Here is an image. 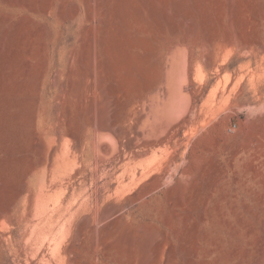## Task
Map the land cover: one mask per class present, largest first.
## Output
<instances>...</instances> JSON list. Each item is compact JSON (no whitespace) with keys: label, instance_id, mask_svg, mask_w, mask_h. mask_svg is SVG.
<instances>
[{"label":"rangeland","instance_id":"obj_1","mask_svg":"<svg viewBox=\"0 0 264 264\" xmlns=\"http://www.w3.org/2000/svg\"><path fill=\"white\" fill-rule=\"evenodd\" d=\"M0 264H264V0H0Z\"/></svg>","mask_w":264,"mask_h":264},{"label":"bare ground","instance_id":"obj_2","mask_svg":"<svg viewBox=\"0 0 264 264\" xmlns=\"http://www.w3.org/2000/svg\"><path fill=\"white\" fill-rule=\"evenodd\" d=\"M95 36H96V34H95ZM92 40V39H91ZM88 41H90V40H88ZM29 50V49H28ZM165 73V72H164ZM84 100V99H83Z\"/></svg>","mask_w":264,"mask_h":264},{"label":"built area","instance_id":"obj_3","mask_svg":"<svg viewBox=\"0 0 264 264\" xmlns=\"http://www.w3.org/2000/svg\"><path fill=\"white\" fill-rule=\"evenodd\" d=\"M230 131H233V129H232V128H230Z\"/></svg>","mask_w":264,"mask_h":264}]
</instances>
